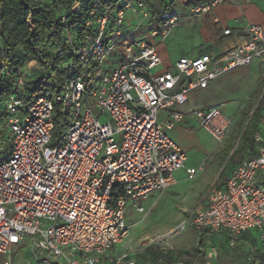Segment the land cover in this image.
<instances>
[{"label":"built area","instance_id":"built-area-1","mask_svg":"<svg viewBox=\"0 0 264 264\" xmlns=\"http://www.w3.org/2000/svg\"><path fill=\"white\" fill-rule=\"evenodd\" d=\"M158 1V26L152 20L146 39L123 45L118 67L85 82L82 74L90 61L100 65L118 38L125 36L122 28L128 15L153 18L141 0H116L101 12L99 0H93L86 24L96 27L72 47L77 61L64 63L71 72L55 97L25 98L13 93L3 100L0 127L9 133V148L0 163L2 264H136L129 251L115 250L129 229L124 213L127 201L143 211L136 200L173 186L181 169L191 179L203 168L202 163L187 166L185 151L167 130L191 115L217 143L226 138L232 121L222 112L224 102L188 113L180 107L187 103L190 91L206 89L262 57L264 27L248 24L247 38L225 53L180 56L174 73L155 74L161 57L151 39L165 40L183 20L181 15L165 14L162 2L189 7L188 16L199 17L224 0ZM18 85H23L22 78ZM56 104L70 122L57 140L53 136ZM67 105L70 110L65 113ZM160 110L169 111L163 120L158 117ZM260 124L253 134L255 154L238 161L224 184L209 192L206 206L172 228L169 238L188 229L204 234L224 231L232 250L240 235L252 233L255 244L245 249L264 246V117ZM22 243L29 247L30 257L12 258V247ZM205 257L214 264L213 245L205 246Z\"/></svg>","mask_w":264,"mask_h":264},{"label":"rangeland","instance_id":"rangeland-1","mask_svg":"<svg viewBox=\"0 0 264 264\" xmlns=\"http://www.w3.org/2000/svg\"><path fill=\"white\" fill-rule=\"evenodd\" d=\"M40 1L50 2L52 0ZM188 8L189 7L173 3V6H169L163 12L169 15L178 14L183 16L186 13L188 14ZM157 17H160V13H158ZM152 20L155 22V20H157L156 16L150 20L145 19L144 21L142 16L138 15L136 22H142L141 25L144 23L143 29L139 30L141 27H137L136 30L134 25L129 26L127 23L123 26L122 30L124 29L125 36L119 37L118 43L114 47H111V51L104 56L99 66L101 68V73L119 66L122 59L124 44L132 43L133 41L139 42L146 39L149 31L147 22H151ZM200 21V18L196 17L190 21H182L179 23L181 30L179 32L178 29L179 33H177V36L172 34L167 37L168 39L166 38L163 44L168 53L169 61L171 62L169 71L175 72L174 62L184 53L183 51L185 49L190 48V45L196 42V39H193L192 33L189 31V27L197 23L195 27L196 31ZM158 24L159 23H157V26ZM128 33L132 34L129 35ZM253 62L254 61H252V63ZM154 70L155 69H153V71ZM253 71H255L254 66L251 67L249 71H247V67L237 69L234 73L238 75L231 79L236 82L242 81L243 75L248 74V72L252 73ZM36 72V64L31 61L27 63L22 71L23 77L28 79V81L31 80V77H33ZM83 75L84 73L82 77ZM217 82L218 81L211 82L206 89H194L190 91L188 93L187 103L181 106L180 109L186 111L189 107L196 109L198 107H208L224 102L225 106L222 108V112L227 117L231 116L236 111V108L240 106V100L238 97L231 98L228 96L225 97L224 101H216L222 97L221 92L217 91L215 88ZM259 83V89L264 88V79L260 80ZM239 87L241 86L238 84H226L225 91L227 92L225 95L237 91ZM257 89L256 91H258ZM20 92L24 91L20 90ZM249 105V103L245 105L244 110L246 114L250 109ZM69 110L67 105L65 113L69 112ZM93 110L95 114H98L97 109L93 108ZM60 124L61 126L58 130L56 140L64 136L70 124L66 115ZM236 127V123H234L231 127V132L228 131L223 142L217 143L214 138L198 124L196 118L194 116L191 117L189 126L182 127L184 131L183 134H181L180 147L187 155V166L193 165L197 167L202 163L203 171H200L189 184L184 182L180 185L182 188L191 186L186 192H180L176 195L168 193L167 191L158 192L157 194L151 193L146 198L136 200L143 207V211H138L132 206L133 201L128 200L124 213L125 221L129 229L123 241L115 246L116 251H129L134 257L136 264H166L165 260L161 257L162 254H166L175 264H195V260L192 258L191 253L193 252L194 246L199 245V240L195 233L196 230L188 229L182 234L172 238H169L168 232L179 222L184 220V217H188L194 213L198 207L203 206L207 201L209 192L214 187L219 186V178H222L219 176L223 173V170L230 164L238 162L234 160V156L240 151L239 148L236 149L237 143L234 138ZM5 148L6 145L0 142V163L4 160L3 157L6 155V153L3 152ZM162 193V198L157 196ZM28 242V240L25 241L26 244H28ZM210 243L216 247V252H219L218 254L221 256L220 261L222 264H248L238 255L241 253L238 249L228 251L229 248H227L228 246L225 244H222L223 246L221 249V246H217L214 242ZM23 244L24 243H22V245ZM207 244L200 242V248L204 250ZM22 245L12 247L10 252L12 258L15 252H20V247ZM217 259L219 260V257Z\"/></svg>","mask_w":264,"mask_h":264},{"label":"trees","instance_id":"trees-1","mask_svg":"<svg viewBox=\"0 0 264 264\" xmlns=\"http://www.w3.org/2000/svg\"><path fill=\"white\" fill-rule=\"evenodd\" d=\"M115 1L99 0L98 11L101 12L106 5L114 4ZM141 1L147 5L152 16H156L154 23L157 24L160 17H157L159 10L156 8V0ZM92 4L93 0H0V110L3 100L10 94L16 93L25 98L40 95L54 98L62 89L65 77L71 72L64 63L77 61L72 54V47L79 44L86 34L93 33L96 27L95 24H86L91 18L89 12ZM62 17L65 18L64 21ZM151 22L147 24L151 25ZM141 23L138 27L144 25ZM56 51H61L62 55L56 56ZM30 61L36 64L37 72L28 81L23 77L22 71ZM99 66L95 60H91L89 67L83 72V80L87 82L94 74L101 73ZM19 78L23 79L22 86L18 85ZM263 109L264 92L240 133L238 146L253 147V134ZM63 120L62 106L56 104L54 137L58 135L60 122ZM0 142L6 145L3 152L7 153L9 133L4 127H0ZM261 181L264 184V178ZM240 237L232 250L238 249L241 252L238 255L248 264H264V246L247 251L240 246ZM198 240L199 245L194 246L192 258L195 264H208L205 249L200 248V242L203 243L202 235L198 236ZM161 257L166 264H175L166 254ZM214 264L222 263L220 259H216Z\"/></svg>","mask_w":264,"mask_h":264},{"label":"crops","instance_id":"crops-1","mask_svg":"<svg viewBox=\"0 0 264 264\" xmlns=\"http://www.w3.org/2000/svg\"><path fill=\"white\" fill-rule=\"evenodd\" d=\"M158 4L160 3L158 0H156V8H158L159 6ZM162 4L166 5V9L169 6H173V3H169V2L167 3L162 2ZM137 16L138 15H128V22H127L129 26L134 25L136 30H137L136 25L139 26L140 25L139 23H141L138 21L136 22ZM195 17L196 16H188V14L186 13L185 15H183L182 21H190L194 19ZM196 18H200L201 20L199 23L198 29H196L195 31V27L197 26V23L196 24L194 23V25H191L189 27V31L192 33L193 39H196V42L191 44L190 48L185 49L183 51L184 53H182L180 56L192 57V56H196V55H200L204 53H214V54L220 55V54L225 53L235 43L247 38L248 35L245 31V27L248 24H260L264 27V0H247V1L246 0H224L216 4L215 6H213L212 9L206 14L196 17ZM155 26H157V24ZM180 27H181L180 24L177 27H175L171 31L169 36L172 34L173 35L175 34V36H177V33H179L181 30ZM143 28L144 26L139 28V30ZM178 29H179V32H178ZM226 29H229L230 33L228 34L224 33V30ZM151 41L155 42L157 49L159 51L160 57H161L160 65L157 68H155L153 72L155 74H159L165 71H169V68L171 67V62L169 61L168 53L163 44L166 41V39L161 42H158L157 40L152 38ZM253 61H254L253 63L251 62L250 65L247 66V71H249L251 67L253 66L255 68V71H253L252 73L248 72V74L243 75L242 81L236 82L231 79L232 77H236L238 75L237 73H232L230 74V76L221 77L215 80V81H218L216 83L215 88L217 89V91H220L222 94V97H220L216 101L218 100L224 101L225 97H228V96L231 98L238 97L240 100L239 102L240 106H238L236 108V111L231 116H229L232 121L229 131L231 132V127L234 123H236V126H237L235 128V137H234L237 143L236 149L239 148L240 150L234 156V160H237V161L244 159V158L252 157L255 154L254 143H253L252 148L246 147V146L241 147L240 145L238 146L240 133L243 130V127L245 126L247 121L249 120L256 103L258 102L259 98L264 92V88L259 89V84H260L259 81L264 79V54L260 58L253 59ZM226 84H238L241 87H239L237 91H233L225 95V93L227 92L225 91ZM256 89L258 91H256ZM246 103L250 104L249 105L250 109L247 114L244 110ZM193 109L194 108L189 107L187 108L186 111L185 110H182V111L185 113H188L189 111H192ZM168 115H169V111L160 110L158 112V117L161 120L165 119ZM191 117H192L191 115H186L180 123L175 125L173 129L167 130L168 135L179 146L181 144V134H183V131H184L182 127L189 126ZM263 117H264V109L262 110L261 117L258 122L256 131L261 129L260 123ZM237 163L230 164L223 170V173L219 176V177H222V178H219V186L224 184L227 177L230 176V174L234 170ZM188 166L194 167L193 165H188ZM201 171H203V168ZM175 176L177 180L176 183L170 188H168L167 190H165L168 193H173V195L179 194L180 192H186L187 190H189L191 186L182 188L180 185L184 182L185 183L187 182L189 184V182L194 180L196 177L195 176L189 179L184 169L177 171ZM157 193L158 192L154 194H157ZM157 196L158 197L160 196L162 198L163 193ZM206 204H207V201L205 202L203 206H206ZM191 215H189L188 217H190ZM188 217H184V218H188ZM195 233L197 237L199 235H202L204 244H207V243L209 244L210 242H214L217 246H221V249L223 246L222 244L226 245V232L224 231L214 233V234H204L203 232H197V231ZM240 236L241 237H240L239 242L242 248H245V246L249 244H255V241H254L255 239L252 233L242 234ZM228 251H232V250H228ZM18 252H15L14 255H24L25 257H30L29 247L27 245H23L20 248V252L19 253ZM218 253L219 252L217 251V258L219 257L220 259L221 256ZM3 258H4L3 254H0V264H2Z\"/></svg>","mask_w":264,"mask_h":264}]
</instances>
